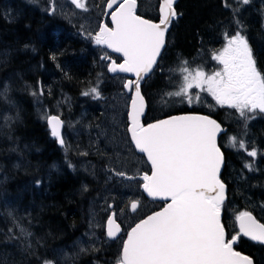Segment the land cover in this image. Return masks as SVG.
<instances>
[{"label": "snow or ice", "instance_id": "6c2138e0", "mask_svg": "<svg viewBox=\"0 0 264 264\" xmlns=\"http://www.w3.org/2000/svg\"><path fill=\"white\" fill-rule=\"evenodd\" d=\"M30 2L35 4L37 0ZM71 4L76 9L87 10L84 0H71ZM175 4L176 0H159L158 20H154L137 14V0H106L102 11L110 15V26L101 22L99 30L95 32L86 31L83 25L80 26V34L85 40L119 54L121 62L107 54L101 57V60L110 61L106 65L108 73L135 77L122 79V88L127 94V120L118 123L130 137L127 142L132 154H142L140 163L150 165V168L145 166L138 180L136 176H128L125 171H109L125 180L136 181L147 197L163 202L159 210H152L139 218L134 226H129L126 238L125 230L117 223L114 205L108 204L107 209L112 211L107 215L106 235L110 241L119 240L121 243L116 264H254V259L237 251L236 246L243 238L264 245V223L259 222L251 211H240L231 225L223 222L228 201L227 185L221 179L225 154L218 144V136L225 129L221 122L213 118L211 113L214 109L210 107L207 114L185 112L168 114L162 119L152 117L151 120L148 117L151 106L143 93V82L152 77L157 67H161L160 60L168 45L166 33L170 25L182 16ZM222 4L225 9L231 10V20L224 25L223 46L211 53V60L216 62L218 69L208 74L199 66L195 70L190 69L189 62L181 60L182 82L178 90L166 92L165 95L180 98L181 103L186 102L191 106L192 89L199 90L197 101L200 93H207L216 106L234 109L247 129L248 120L253 118L249 114L264 113V69L259 67L258 54L250 44L245 25L240 19L244 6L250 5L251 0H222ZM46 10L49 15L55 14V0H50ZM66 18L72 23L70 17ZM29 47L28 44L24 45L25 49ZM50 59L55 62L57 57L53 54ZM57 67L60 68V65L57 64ZM64 75L70 78L68 72L64 71ZM7 92L8 85L5 84L0 96H6ZM31 94L42 96L43 89ZM81 94L91 95L93 99L101 98L97 86ZM8 119L6 116L5 120ZM41 119H46L50 135L64 147L65 140L61 133L64 121L60 116L44 115ZM243 135L247 136L246 130ZM229 140L233 147L238 144L240 149L246 150L248 157H257V149L253 147L247 150L244 139L237 140L233 135ZM50 167L54 169L56 164ZM68 167L73 165L69 162ZM244 167L253 170L251 163H245ZM44 182L43 175H34L27 187L38 189ZM84 190H87L86 186ZM140 206L139 200H132L131 212L138 213ZM260 207L264 209V204ZM120 212L124 214L125 209ZM13 223L20 236L31 235L15 220ZM89 223L91 226V221ZM229 226L232 232L228 231ZM13 231V228L8 229L9 233ZM28 250L31 252L30 244ZM88 251L96 249L91 246L79 249V253ZM37 259L40 264H58L55 256Z\"/></svg>", "mask_w": 264, "mask_h": 264}, {"label": "trees", "instance_id": "16d2710c", "mask_svg": "<svg viewBox=\"0 0 264 264\" xmlns=\"http://www.w3.org/2000/svg\"><path fill=\"white\" fill-rule=\"evenodd\" d=\"M222 5V0H186L183 3L175 37V43L183 52L216 40L219 30L230 18ZM253 14L256 17L249 19L256 23L259 12L254 10ZM62 25L50 21L40 0L35 4L30 0H0V90L7 82L12 98L6 100L7 104L0 101V119L11 110L7 127L0 128V264H40L37 257L53 258L59 248L67 247L83 235L92 199L100 194L98 191L92 195L93 177L81 170L86 156L75 157L72 152L58 147L49 137L45 119H41L52 114L50 104L57 97L69 93L75 99L95 79L94 70H91L95 60L90 56V46L78 43L72 29ZM250 28L259 66L264 69V34L258 31L257 24ZM25 44L30 47L25 49ZM53 54L57 57L55 62L50 59ZM64 71L70 78L65 77ZM162 79L157 76L151 85L153 88L146 93L150 113L197 112L198 107L189 105L174 113L153 106V97L163 102L168 100L165 93H160ZM41 88L42 96L31 94L32 91L39 93ZM76 107V104L72 107L75 112ZM261 129L258 128L260 133L257 135L263 137L264 130ZM261 147L264 150V145ZM261 154L264 156V151ZM261 161L258 169L253 171L254 175L248 178L255 189L245 183L234 188L228 186V204L235 203L240 208L245 206L248 197L254 200H258L255 196L264 197V158ZM69 162L73 167H68ZM53 163L56 164L54 169L50 167ZM34 175L45 177L43 186L38 189L27 187ZM221 179L225 182L222 175ZM223 217L227 224L226 213ZM13 220L31 233L29 241L20 236ZM9 228L14 231L9 233ZM13 236L17 238H10ZM114 248L97 249L80 256L88 264H111L116 257L107 253H115ZM236 249L252 257L254 250H262L260 254L264 256V249L252 244L245 249L240 246Z\"/></svg>", "mask_w": 264, "mask_h": 264}, {"label": "rangeland", "instance_id": "374dc122", "mask_svg": "<svg viewBox=\"0 0 264 264\" xmlns=\"http://www.w3.org/2000/svg\"><path fill=\"white\" fill-rule=\"evenodd\" d=\"M43 1H46V8L48 9L50 0ZM104 1L105 0H84L87 10H83L76 9L75 6L71 4V0H55L56 11L55 14L50 17H58L60 19L50 18V21L60 27H63L62 24L70 25L72 27H68L80 36H82L80 34L81 25L84 26L86 31H98V25L100 23L98 17H103L104 15L102 11V5L105 3ZM142 3L144 7H147L150 0H142ZM88 8L92 9L91 14L88 13ZM259 9V15L264 13V7L260 6ZM9 11L12 12V10ZM252 11L243 10L240 18L250 21L251 19H249V17L253 18L255 15L251 13ZM66 17H70L72 23H69V20ZM255 20L257 21V18H255ZM250 23L252 22L250 21ZM199 47L200 45L196 46L194 49L197 50ZM196 50L190 51V53L197 52L198 50ZM94 55L98 59L100 68L105 69L104 60H101V57L105 55V53L99 48L94 47ZM5 84L8 85L7 82ZM116 84L119 86V89L112 94L106 104L100 105V114L99 109L86 106L89 103V98H92L91 95L84 96V98L88 99L86 102L81 100L78 103H74L71 98H64V101H58L50 105L53 114L65 119L66 122V132L64 133L66 143L63 147L64 151L72 152L75 157L83 156L81 153H87V155H84L86 156L85 160L80 165L81 170L93 177L91 185L93 188L92 195L98 191L103 193L101 202L98 204L92 203L90 207L89 221L87 219L89 231L88 239L83 241L84 235H81L73 245V249L57 251L56 259L58 264H69L72 261L69 257L70 252H73L74 254L76 250H78L77 253H79L80 247L91 246L95 249L100 247L102 244L101 240L104 238V235L101 234L104 221L103 217L110 211L107 209L108 204L114 205V211L126 225H131L135 220L129 212L128 205L130 200L135 199L140 201V215H143L150 206L149 203L145 202L143 194L136 181L125 180L124 178L115 176L113 172L109 171V169L125 171L128 176H137L145 167V165L140 163L139 157L133 155L132 151H130L129 143L127 142L129 141V138L126 134V130L118 123L121 120L124 122L127 120V98L126 93L122 88V81L117 80ZM3 86L4 85L1 86V90L3 89ZM201 95L205 101L209 98L207 93H201ZM10 99L12 98L8 86L6 96H0V101L7 104L8 102H6V100L10 101ZM73 104L77 105L76 112L72 111L69 106ZM80 105H82L83 111L81 110ZM155 105L163 106L164 104L160 101H155ZM205 108H210V106L205 105ZM10 112L11 110H7L5 114L1 115V129L7 127L9 119L6 121L5 117L7 116L10 118ZM263 137L260 135H253L252 137L248 136V138H250L247 140L248 146H256L258 148L257 150H260V152L263 153L264 150H262L261 147L264 145ZM244 159L246 162H251L253 158L248 157L247 151H245ZM256 163L260 165L259 161ZM109 177H111V179H109ZM98 182L100 185H96ZM113 197H115V201L113 200ZM121 209H125L124 214H121ZM90 221L91 226L89 223ZM89 237H91V240ZM77 253L73 258L81 254L79 253L77 255Z\"/></svg>", "mask_w": 264, "mask_h": 264}, {"label": "flooded vegetation", "instance_id": "af4514ba", "mask_svg": "<svg viewBox=\"0 0 264 264\" xmlns=\"http://www.w3.org/2000/svg\"><path fill=\"white\" fill-rule=\"evenodd\" d=\"M185 1L186 0H176L175 7H176L178 12L183 13L182 12V6H183V3ZM229 2H231V0H229ZM137 3H138L137 14L142 15L144 18H152L154 20H158L159 0H150V3L147 7L143 6L142 0H137ZM150 5H151V7H150ZM258 6L264 7V0H251V4L248 6H244L243 10L244 11H252L255 7H258ZM228 15L230 16V18H228V23H229L231 20V10H229V9H228L227 16ZM106 16L108 17V15H105V14L103 15V17H98L100 23L104 22V23L108 24V18L109 17L107 18ZM180 18H181V16H179L177 18V20H175L173 22V24L170 25L169 31L166 35V39L168 40V45H167L166 50L164 51L163 59H165L167 61V63H170V62L171 63H174V62L178 63L181 59H186L189 62V66H191V63H195L196 65H198V64H203L204 62H207L210 64L208 69L215 71V67L217 64L215 61L211 60V54H209L207 56L206 52H200V51H197L194 53L183 52L179 48V46L175 43L176 31L178 28V24L180 22ZM242 22L245 25L247 36L251 42H252V40L250 38V32L252 33V30L250 28V25L257 24L258 31L260 33L264 34V13L259 15V18L257 19L256 23H254V22L250 23V21L247 19L242 20ZM214 41H216V40H212L210 44H212ZM251 42H250V44L254 48V45ZM209 53H212V52H209ZM111 58H114L115 60L117 59V57H115V56H112ZM195 59H196V61H195ZM214 111L216 114H212L213 118H216L218 120V122H221L222 127H224V128L229 127L230 131H232V127L236 126L233 123H236V124L238 123L237 117H239V114L235 113L234 109H227L226 107L220 108L219 106H215ZM255 121H258V119L252 118V119L248 120L247 124H248L249 129L246 130L247 131V137L248 136L252 137L253 135L259 134L260 132H259L258 128H262L261 130H264V120H260L259 121L260 123L257 122L256 124L252 125ZM237 129L238 130L234 131V135H237L239 132H241L243 128L241 125H239ZM231 136H232V134L229 135L228 137H224L222 134L219 137V145L225 154V164H224L225 168H224V175L222 174V176L225 178V183L227 185V188H228V186L230 188H234V186H237L240 183H245V184L249 185L252 190H254L255 188L252 186L253 183L248 178L254 175L253 171L255 169L256 170L258 169L259 164L254 162L252 171H249L247 168H245L244 165H245L246 161L244 159V153H242V151H240V150L233 149V146L231 145V142L229 140V137H231ZM254 147L256 149H258L256 146H254ZM258 152H260V150H258ZM252 161H253V159H252ZM137 179H139V177ZM140 182H142V181H140ZM256 197H258L257 198L258 200H254V198L248 197L247 203H245V206L244 207L242 206L240 208L242 211H251L252 214L257 218V220L259 222L264 223V209H261V207H260L261 204H264V197L255 196V198ZM150 203L152 204V206L150 207L149 211L146 212L145 214H150L152 210H158L162 206V202H157V201L151 202L150 201ZM234 208H237V205L235 203L230 204V209H234ZM140 210H139V212H140ZM134 215H136V214H134ZM229 221H230V219H229ZM244 243H245V245H244ZM118 244H119V242H118ZM118 244H112L110 246H114V245L117 246L118 251H119L120 249H119ZM249 244H251V243H248V241H246L244 239L239 244V246L241 248L245 249V246H248ZM252 245H254V244H252ZM102 246H104V245L102 244ZM107 246H109V244H107ZM107 246H105V247H107ZM254 246L261 247L264 249V246H261V245L255 244ZM105 247H99V248H105ZM120 248H121V244H120ZM260 253H262V250L261 251L260 250H258V251L254 250V252L252 253L253 257L251 255H249V256H251L253 259H255L257 264H264V256L261 255ZM84 254H86V253H81V256H83ZM81 256L77 259L75 264H88L87 261H83ZM69 257L71 259L74 257L73 252H70ZM255 261H254V264H256Z\"/></svg>", "mask_w": 264, "mask_h": 264}, {"label": "bare ground", "instance_id": "6f19581e", "mask_svg": "<svg viewBox=\"0 0 264 264\" xmlns=\"http://www.w3.org/2000/svg\"><path fill=\"white\" fill-rule=\"evenodd\" d=\"M105 1H106V0H105ZM105 1H104V2H105ZM259 7H260V6L255 7L254 10H257L258 12H260ZM222 10H223V9H222ZM254 10H253V11H254ZM253 11H252L251 13H253ZM254 17H256V15H254ZM181 18H182V16H181ZM181 18H180V20H181ZM241 21H242V20H241ZM218 24H219V23H218ZM66 26L68 27V26H70V25H67V24H66ZM70 27H72V26H70ZM71 32L74 33V34L77 35V36H80V35H78L77 33H75L74 30H72ZM89 46H90V45H89ZM194 50H196V49H194ZM197 50H198V49H197ZM197 50H196V51H197ZM178 56H179V55H178ZM182 56H183V55H182ZM177 58H178V57H177ZM196 59H197V58H196ZM196 59H195V61H196ZM193 60H194V59H193ZM192 62H193V61H192ZM80 101H81V100H80ZM69 106H70V108H71V110H72V107H74L75 104H73V105H69ZM80 107H81V110L83 111V107H82V105H80ZM4 111H5V110H4ZM72 111H73V110H72ZM69 112H70V111H69ZM233 124L236 125V123H233ZM55 170L57 171V169H55ZM55 170H52V171L54 172ZM56 171H55V172H56ZM102 183H103V182H102ZM99 184H100V183L98 182L96 185H99ZM103 184H104V183H103ZM89 215H90V211H89V213H88V221H89ZM88 221H87V223H88ZM83 235H84V234H83ZM78 238H79V237H76L75 240H74L70 245H68L67 247H64V248H59L57 251H60V250L63 251L64 249H68V250L73 249V245L75 244V242L77 241ZM112 243H113V242H112ZM112 243H104V244H103L104 246H102V244H101L100 247H105V246H107L106 244H109V246H110V245H112ZM109 246H107V247H105V248H108ZM105 248H99V247H97L96 250H97V249H105ZM77 251H78V250H76V252L74 253V256L76 255ZM56 253H58V252H55V253H54V256H55V257L57 256ZM86 253H89V251L86 252ZM80 255H81V254H80ZM80 255H79V256H80ZM79 256H77V257H75V258H72V261H71L69 264H74V262H75L74 259L77 260Z\"/></svg>", "mask_w": 264, "mask_h": 264}, {"label": "water", "instance_id": "95a60500", "mask_svg": "<svg viewBox=\"0 0 264 264\" xmlns=\"http://www.w3.org/2000/svg\"><path fill=\"white\" fill-rule=\"evenodd\" d=\"M110 11V10H109ZM110 20H111V17H110ZM109 51H111L110 49H108ZM112 52V51H111ZM115 54H117V53H115ZM117 55H119V54H117ZM110 74H113V73H110ZM125 75H127V76H129V77H132V78H135L134 76H132L131 74H125ZM48 126V125H47ZM50 130V129H49ZM61 130H62V128H61ZM223 167V166H222ZM147 195V194H146ZM106 227H107V224H106ZM105 234H106V228H105ZM106 237H107V235H106ZM108 238V237H107Z\"/></svg>", "mask_w": 264, "mask_h": 264}]
</instances>
